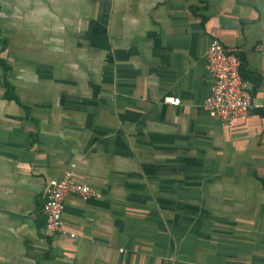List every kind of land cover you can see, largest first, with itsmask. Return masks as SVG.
I'll return each instance as SVG.
<instances>
[{"label": "crops", "instance_id": "obj_1", "mask_svg": "<svg viewBox=\"0 0 264 264\" xmlns=\"http://www.w3.org/2000/svg\"><path fill=\"white\" fill-rule=\"evenodd\" d=\"M0 28L31 108L0 66V264H264V0H0ZM215 40L262 79L226 126ZM69 172L100 198L68 196L51 233Z\"/></svg>", "mask_w": 264, "mask_h": 264}, {"label": "built area", "instance_id": "obj_2", "mask_svg": "<svg viewBox=\"0 0 264 264\" xmlns=\"http://www.w3.org/2000/svg\"><path fill=\"white\" fill-rule=\"evenodd\" d=\"M240 55V49L227 48L215 40L206 56L212 85L204 108L224 126L248 116L254 109L252 92L240 73ZM166 102L171 106L181 104L179 98H167ZM71 195L84 201L100 198V194L89 185L77 182L71 172L60 179L51 180L42 207L49 232L63 233V213L66 199Z\"/></svg>", "mask_w": 264, "mask_h": 264}, {"label": "trees", "instance_id": "obj_3", "mask_svg": "<svg viewBox=\"0 0 264 264\" xmlns=\"http://www.w3.org/2000/svg\"><path fill=\"white\" fill-rule=\"evenodd\" d=\"M1 35H2V31L0 28V38H1ZM0 41H1V44H2L3 50H4L6 48L7 41L5 39H0ZM240 58H241V70H240L241 76H242L244 82H250L252 84V86H253L252 95H254L257 87L262 82L261 76H259L258 74L247 71L246 70V61H245L244 57L240 56ZM0 66L3 70L5 85L7 88L6 98L10 101H14L15 103H17L24 110V112L27 114V116L30 117L31 108L27 107L21 103L20 98L16 94L15 86L7 78V75L9 73V71L11 70V67L7 64V62L3 58H0Z\"/></svg>", "mask_w": 264, "mask_h": 264}, {"label": "rangeland", "instance_id": "obj_4", "mask_svg": "<svg viewBox=\"0 0 264 264\" xmlns=\"http://www.w3.org/2000/svg\"><path fill=\"white\" fill-rule=\"evenodd\" d=\"M72 11V10H71Z\"/></svg>", "mask_w": 264, "mask_h": 264}]
</instances>
